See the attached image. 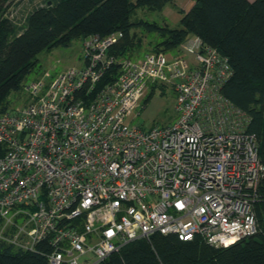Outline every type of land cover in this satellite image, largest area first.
Returning a JSON list of instances; mask_svg holds the SVG:
<instances>
[{"label":"built area","instance_id":"2783aa9c","mask_svg":"<svg viewBox=\"0 0 264 264\" xmlns=\"http://www.w3.org/2000/svg\"><path fill=\"white\" fill-rule=\"evenodd\" d=\"M122 37H85L79 66L27 82L26 104L0 112V240L48 264H100L155 234L227 246L259 233L264 163L250 116L222 92L228 56L191 35L118 57ZM161 87L176 120L132 125Z\"/></svg>","mask_w":264,"mask_h":264},{"label":"trees","instance_id":"16d2710c","mask_svg":"<svg viewBox=\"0 0 264 264\" xmlns=\"http://www.w3.org/2000/svg\"><path fill=\"white\" fill-rule=\"evenodd\" d=\"M169 3L181 14L178 27L131 19L136 8L162 11ZM5 13L6 0H0V112L8 109L9 96L22 88L45 50L68 46L92 34L122 31L123 37L111 53L128 57L129 51L142 45L135 26L158 35L152 51H177L189 36L199 35L228 56L233 74L222 92L250 116L249 131L258 137L264 163V0H194L189 10L177 6L175 0H52L36 6L24 21ZM116 72L113 67L105 79L114 78ZM154 93L153 88L146 103ZM4 152L0 143V156ZM259 192L264 200V179ZM259 219V233L227 246H215L201 238L181 240L173 234H155L129 242L100 264H264L261 211ZM0 264L48 263L40 253L1 241Z\"/></svg>","mask_w":264,"mask_h":264},{"label":"rangeland","instance_id":"374dc122","mask_svg":"<svg viewBox=\"0 0 264 264\" xmlns=\"http://www.w3.org/2000/svg\"><path fill=\"white\" fill-rule=\"evenodd\" d=\"M51 1L52 0H6L5 14L14 17L17 21H24L27 14L36 6L46 5ZM192 1L194 2V0ZM167 7L166 14L159 10L139 7L133 12L131 19L134 22L145 19L148 21H156L163 25L168 24L171 27H178L180 25V20L174 18V15H177L175 13L178 12L174 13L169 10L171 9L169 6ZM182 7H184V5H182ZM169 13H174V15ZM133 30L136 31L138 37L142 38V45L141 47H135L129 51L128 57L140 59L146 53L152 51V44L159 38L156 33L146 31L143 26H135ZM83 40L82 38H77L68 46H58L51 50L41 52L38 55L39 62L37 68L26 77L22 88L9 96L8 108L18 110L26 104L28 101V94L25 90V84L27 82L41 77L44 73L49 71L58 72L69 66H79L81 64ZM175 105L176 94L172 88L161 87L150 96L146 108L137 116L131 117V124L148 128L172 123L177 117ZM137 111H139V109L135 112ZM2 226H4V224L0 223V227Z\"/></svg>","mask_w":264,"mask_h":264},{"label":"crops","instance_id":"0c3cea01","mask_svg":"<svg viewBox=\"0 0 264 264\" xmlns=\"http://www.w3.org/2000/svg\"><path fill=\"white\" fill-rule=\"evenodd\" d=\"M175 3H176V5L177 6H180V7H182V5H184V7H182L183 9H185V10H189L190 9V7L192 6V4H193V1L192 0H175ZM187 3V4H186ZM167 6H169L171 9H169V10H171V11H173L174 13L175 12H178V10L176 9V6H174L173 4H167L165 7H164V9L162 10V12L164 13V14H166V8H168ZM174 13H169V14H172V15H174ZM175 14H177V15H174L175 17V19H179L180 20V18H181V14L178 12V13H175Z\"/></svg>","mask_w":264,"mask_h":264}]
</instances>
